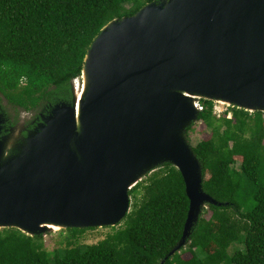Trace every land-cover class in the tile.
Wrapping results in <instances>:
<instances>
[{"label": "water", "instance_id": "water-1", "mask_svg": "<svg viewBox=\"0 0 264 264\" xmlns=\"http://www.w3.org/2000/svg\"><path fill=\"white\" fill-rule=\"evenodd\" d=\"M72 86L27 136L3 134L0 113V229L116 226L130 191L171 163L190 199L172 255L209 203L225 204L205 191L188 135L201 99L264 112V0L151 2L102 29Z\"/></svg>", "mask_w": 264, "mask_h": 264}, {"label": "trees", "instance_id": "trees-1", "mask_svg": "<svg viewBox=\"0 0 264 264\" xmlns=\"http://www.w3.org/2000/svg\"><path fill=\"white\" fill-rule=\"evenodd\" d=\"M154 1L161 0H0V92L26 110L43 98L69 100L102 29ZM201 103L199 122L210 136L192 146L205 191L225 204L204 208L188 246L169 255L184 234L190 199L180 170L165 163L130 191V212L106 226L113 231L103 240L81 242L93 227L63 229L65 246L50 251L43 234L3 228L0 264H264V112L233 106L218 117L214 101ZM234 244L243 248L231 254Z\"/></svg>", "mask_w": 264, "mask_h": 264}, {"label": "flooded vegetation", "instance_id": "flooded-vegetation-1", "mask_svg": "<svg viewBox=\"0 0 264 264\" xmlns=\"http://www.w3.org/2000/svg\"><path fill=\"white\" fill-rule=\"evenodd\" d=\"M72 88L73 86H71V89ZM68 99H72V93L71 97ZM64 100L65 99H60L59 102ZM57 103L43 98L35 109L26 110L20 107L15 108L8 99H6L5 95L0 92V113L4 114L5 117L3 134H8L15 127H18L17 131H20L22 136H27L29 132L40 127L44 122V117L51 113Z\"/></svg>", "mask_w": 264, "mask_h": 264}, {"label": "rangeland", "instance_id": "rangeland-1", "mask_svg": "<svg viewBox=\"0 0 264 264\" xmlns=\"http://www.w3.org/2000/svg\"><path fill=\"white\" fill-rule=\"evenodd\" d=\"M75 86H78V83ZM79 90L81 91L82 88H79ZM215 106H219V108H221L225 112L229 108L228 105H224V104L217 103V102H215ZM230 114L231 113H229V116ZM190 136H191V144L196 145L202 139L210 136V130L205 128L201 122H197L194 129L190 132ZM158 168H156L153 171L154 172L159 171ZM141 195H142V192H140L139 194L140 199H141ZM207 217H209V214L207 215ZM112 231H113L112 227H99L96 229H90L83 235L81 242L84 244L98 243L99 241L103 240ZM43 235L45 236V242L47 244L46 247L48 248V250L55 251L57 248L65 246V243L64 242L62 243L64 236L60 234V230L47 232V234H43ZM189 242L190 241H188V243L185 246H188ZM233 247L230 249L231 254L234 253V250L236 249V247L241 249L243 248V245L234 244ZM184 256L187 257L188 255L184 254Z\"/></svg>", "mask_w": 264, "mask_h": 264}, {"label": "built area", "instance_id": "built-area-1", "mask_svg": "<svg viewBox=\"0 0 264 264\" xmlns=\"http://www.w3.org/2000/svg\"><path fill=\"white\" fill-rule=\"evenodd\" d=\"M214 107H215L214 108V114L217 115L218 117H221L225 113V111H223L221 108H219V106H214ZM228 109L226 111H228ZM229 113H231V112H229ZM228 117H232V113Z\"/></svg>", "mask_w": 264, "mask_h": 264}, {"label": "bare ground", "instance_id": "bare-ground-1", "mask_svg": "<svg viewBox=\"0 0 264 264\" xmlns=\"http://www.w3.org/2000/svg\"><path fill=\"white\" fill-rule=\"evenodd\" d=\"M78 91H80V90L78 89ZM80 92H82V90Z\"/></svg>", "mask_w": 264, "mask_h": 264}]
</instances>
